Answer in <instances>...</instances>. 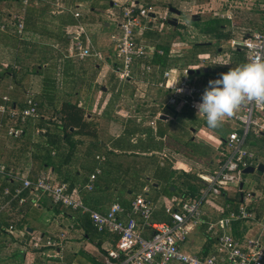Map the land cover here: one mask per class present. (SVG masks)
Here are the masks:
<instances>
[{
  "label": "crops",
  "instance_id": "crops-1",
  "mask_svg": "<svg viewBox=\"0 0 264 264\" xmlns=\"http://www.w3.org/2000/svg\"><path fill=\"white\" fill-rule=\"evenodd\" d=\"M135 1L153 7L152 15L164 17L156 18L138 32L143 45L162 53L137 59L134 65L138 73L136 80L122 82L111 69L115 57L110 36L118 31L120 10L128 0H30L25 8L21 0H0V70L4 65L13 66L20 83L17 85L8 75L1 77L0 105L20 110L30 97L37 111V117L29 120L25 134L19 138L7 135L6 130L12 123L0 115V163L7 171L31 180L44 177L52 184H64L72 199L80 200L100 213H105L114 203L128 209L136 196L145 198L144 192L145 195L153 192L152 200L145 199L151 202L154 218L160 221L167 220L163 214L165 205L177 208L182 202L199 198L206 186L202 176L213 173L220 162L223 163L227 151L224 141L239 126L237 121L226 118L220 128L209 129L205 117L197 116V110L187 105H167L170 92L154 84L164 71L187 68L189 83L205 90L208 82L218 79L221 73L248 63L246 51L240 46L232 48L231 43H239L264 29V0H245L243 7L238 6L240 0ZM198 5H207V11H212V15L203 18L197 14L195 8ZM170 8L177 10L179 15L172 13L173 16H169ZM216 10L223 13L217 14ZM76 12L79 17H74ZM17 13H23L21 35L15 29L14 15ZM182 14L189 17L185 19L188 22L181 24L177 17ZM193 15L196 17L192 21ZM170 19H176L177 25L168 24ZM202 19L206 20L204 26L190 25L191 22L201 23ZM213 20L220 21L219 29L211 22ZM80 28L84 30L83 45L96 51L99 59L79 60L69 56ZM216 31L229 40L223 39L217 45ZM103 32L108 36L107 40ZM198 36L204 38L203 41H197ZM198 42L204 44V52L192 56V61L183 67L174 64L179 57L165 60L163 65L157 62L165 55V43L169 44L171 52H181L188 57L193 44ZM212 55L217 60L223 57L222 60L227 61L216 63L212 61ZM146 64L152 66V73L142 76V67ZM117 82L123 85L119 88ZM3 97L8 101L4 102ZM66 102L83 108L85 117L95 121L97 137L75 136L74 151L65 148L66 153L60 158L51 148V160L45 164L47 148L40 142L44 143L50 135L63 136L55 115ZM258 117L264 127V114L258 113ZM158 120L161 121V135L156 128ZM120 126L129 128L133 136L123 138L119 129L124 127ZM36 128L45 132L35 134ZM149 131L152 137L147 136ZM27 137L31 139L29 151L21 154L18 145ZM150 144L156 157L153 159L147 158ZM246 149L256 156L253 167L262 165L264 168V130L253 128L250 131ZM18 159L22 160L21 166L17 165ZM97 170L100 173L96 175L93 189L87 190L85 186ZM175 170L177 172L172 174ZM257 172L261 177L250 192L257 199V211L261 215L264 213V169ZM183 173H189V179L183 177ZM4 178L11 181L12 189L6 187L11 191L20 185L0 175V206L8 201L3 193L5 188H1ZM163 188L169 189L170 194L165 195ZM23 196L27 199L24 204L12 203V207L0 215V264H104L107 251L116 243L117 234L97 231L88 214L55 205L46 193L25 191ZM164 197L168 204H164ZM210 198L217 209L204 205L203 210L208 219H216L228 212L227 207H238L240 191L229 188L224 195ZM9 224L14 226L12 234L5 231ZM197 232L203 240L198 248H194L190 235ZM233 234L239 235L236 224ZM48 239L58 244L45 246ZM33 240L41 247H32ZM209 242L211 244L207 246ZM214 244V235L207 234L201 226L190 232L182 249L205 256Z\"/></svg>",
  "mask_w": 264,
  "mask_h": 264
},
{
  "label": "built area",
  "instance_id": "built-area-1",
  "mask_svg": "<svg viewBox=\"0 0 264 264\" xmlns=\"http://www.w3.org/2000/svg\"><path fill=\"white\" fill-rule=\"evenodd\" d=\"M30 0H21L22 7H26ZM153 7L138 4L135 0H128L120 10L118 31L110 36L114 46L115 62L111 69L119 81L136 80L138 73L134 70L137 59L148 54H161V51L143 45L138 32L162 16L152 15ZM23 13L14 15L16 33L21 35L24 29ZM79 17V13L73 14ZM172 17V14H171ZM83 28L76 33L69 56L83 60L88 57L100 58V55L91 48H87L81 41ZM242 46L247 53V62L255 59L264 60V29L254 32L241 42H232L231 47ZM7 65H4V67ZM152 66L142 67L141 75L151 74ZM189 70H167L161 79L154 85L163 91L170 92L166 104L170 106L187 105L196 109L201 99L203 89L192 86L188 79ZM3 101H8L3 97ZM258 113L264 114V104L246 102L239 111L231 117L238 122L239 129L229 133L224 141L226 146L223 163L211 174L202 176L206 182L197 200L182 202L177 208L165 205L163 214L167 220L154 218L153 205L142 195L136 196L126 209L119 203L112 204L105 213L94 211L82 201L72 199L66 192L64 184H52L44 177L36 179L25 178L22 175L7 171L0 163V175L13 179L20 185L11 191L5 188L3 193L9 197L8 201L0 206V215L12 207V203L22 205L26 202L23 196L25 191H40L46 193L53 204L89 215L97 231H109L117 234L114 247L107 251L104 264H264V213L257 211V199L250 191L243 190L242 171L253 167L256 156L246 149L247 139L253 128L264 130L259 122ZM0 115L7 118L9 125L6 133L13 138L25 134V124L28 120L37 117L36 104L28 97L25 107L20 110L11 109L5 104L0 105ZM153 125L154 122H151ZM35 134L45 130L36 128ZM97 170L89 178L85 186L93 189V182ZM232 188L240 191V204L236 209L228 208L225 215L216 219H208L203 210L210 197L224 195V191ZM139 221H138V219ZM237 225L239 235L233 234ZM204 226L207 234H213L215 244L212 251L205 256L190 254L182 249L189 234L197 227ZM5 231L12 234L13 224H9ZM58 242L48 239L45 246L54 247ZM32 247L39 248L41 244L33 240Z\"/></svg>",
  "mask_w": 264,
  "mask_h": 264
},
{
  "label": "trees",
  "instance_id": "trees-1",
  "mask_svg": "<svg viewBox=\"0 0 264 264\" xmlns=\"http://www.w3.org/2000/svg\"><path fill=\"white\" fill-rule=\"evenodd\" d=\"M211 22H213V24L216 28H218V29L220 28L221 24H220L219 20H213ZM216 32L217 33L214 35V39L216 40L217 45H219L223 39L229 40V37H225L223 35H220L218 33V31H216ZM163 48L165 50V53H164L165 55L163 58H158L157 62H160V64L163 65V64H165V60H169L170 58H178L179 57L180 62L178 60V61H175L174 64H178L179 67H183L185 64H189L192 61L191 60L192 56H194L198 53L204 52L202 50H204L205 47H204L203 43H199V42L194 43L193 44V51H191L189 53L188 57L183 55L181 52H179V53L178 52H171L169 50V44L168 43L163 44ZM7 75L11 76V78L13 79V81L17 85L20 84L19 80L17 79L18 78L17 77V70L13 66H11V65L10 66L8 65L5 67L1 66L0 79L2 76H7ZM55 116H56L57 121L60 122V125H58V129L60 131H62L63 136L59 137L60 135L59 136L50 135V136H48L47 140L45 141L46 143L40 142L41 146H43L44 148H47L46 155L48 154L47 155L48 159H46V160L44 159L45 164H49L48 162H50V160H51V158H50L51 148H53L56 151V153L58 154L57 157L60 158L59 156L63 157L64 154L66 153V149L68 150L69 147L72 151H74V148H76L75 147L76 142L74 141L75 136L90 137V138H96L97 137V130H96L95 121L92 119H87L85 117V110L83 108L77 106L75 103H71V102L63 103ZM28 122H29V120L27 121V123ZM26 124H25V126H26ZM160 124H161V121L158 120L156 128L158 129V134L161 135V132L159 131L161 129ZM25 126H24V128H25ZM120 127H124V128L119 129V130H121V134H123L122 135L123 138H127V137L131 138V136H133L130 133L129 128H125V126H120ZM70 128H72L73 130L71 131ZM156 134H157V131H156ZM147 136L152 137L153 136L152 132L149 131L147 133ZM30 141H31V139L29 137H27V139L22 140L21 143H19L18 149L20 151H22V154L25 151H29L28 150L29 149V146H28L29 143L28 142H30ZM147 153L149 154V156L147 158H150V159L156 158L153 146L151 144L149 145V147L147 149ZM31 157L33 159H35L34 155H31ZM152 162H154V161L152 160ZM220 165H221V162H220ZM171 169H172V163H170V171H171ZM175 172H177V171L176 170L173 171L172 174H174ZM189 176H190L189 173H183V177H186L189 179ZM4 179L5 180H4V183H2L1 188L4 189L6 187H10V189H12L11 188L12 186L10 184L11 181L6 179V178H4ZM6 198H9V197H6ZM210 244L211 243L209 242L207 246H210Z\"/></svg>",
  "mask_w": 264,
  "mask_h": 264
},
{
  "label": "clouds",
  "instance_id": "clouds-1",
  "mask_svg": "<svg viewBox=\"0 0 264 264\" xmlns=\"http://www.w3.org/2000/svg\"><path fill=\"white\" fill-rule=\"evenodd\" d=\"M246 102L264 104V60L255 59L229 68L218 79L210 80L195 107L197 116H204L207 127L214 130Z\"/></svg>",
  "mask_w": 264,
  "mask_h": 264
},
{
  "label": "rangeland",
  "instance_id": "rangeland-1",
  "mask_svg": "<svg viewBox=\"0 0 264 264\" xmlns=\"http://www.w3.org/2000/svg\"><path fill=\"white\" fill-rule=\"evenodd\" d=\"M241 1V2H240ZM240 1H238V2H240L241 4H238V6L239 7H241V5L245 2V0H240ZM236 2H237V0H236ZM244 5V4H243ZM243 5H242V7H243ZM220 7V6H219ZM81 8V7H80ZM107 8H109L110 9V7H108L107 6ZM207 8H208V6L207 5H198L196 8H195V11H196V13L197 14H199V15H202L203 16V18H206V16L205 15H212V11L210 12V11H207ZM216 12H217V14H221V13H223L222 12V10H216ZM157 13H158V15H160V12L159 11H157ZM163 15V14H162ZM169 16H171V14H169ZM173 16V15H172ZM186 16H188V15H186ZM185 15H180L179 17H177V19H178V21L182 24L183 22H186L187 20H185V19H187V17H186ZM107 17V16H106ZM189 17V16H188ZM185 20V21H184ZM205 23H206V20H204V19H202V22L201 23H197V22H191V24L190 25H192V26H195L196 28L198 27V26H204L205 25ZM156 25H158L159 23L157 22V23H155ZM204 24V25H203ZM188 25L187 24H185V27H187ZM105 31V30H104ZM103 35H104V38L107 40L108 38V36L103 32ZM206 38V37H205ZM203 39L204 38H200V36H198V40L197 41H203ZM211 54H212V51L210 52ZM212 61H216V63L219 61V63H225L226 61H227V59L226 60H222L223 59V57L222 58H219L218 60H217V58H215V56L214 55H212ZM224 61V62H223ZM30 78V77H29ZM31 79V78H30ZM200 84H202V83H200ZM116 85L120 88L121 87V85H123L122 83H120V82H117L116 83ZM3 90H5V92H9V91H7V89H3ZM125 94H127V93H125ZM126 99H127V97H126ZM126 103V100H124V102H123V106L125 107V104ZM21 143V142H20ZM253 144V143H252ZM21 154H22V152H21ZM21 156V155H20ZM19 156V157H20ZM18 157V158H19ZM18 166H21V163H22V160H20V159H18ZM16 162V163H17ZM261 173H259V172H257V171H255L254 173H252V174H243V180H244V186H243V190L244 191H250V190H254V186H255V182H257V180H258V178H259V176L261 177V175H260ZM170 190H172V188L170 187L169 188ZM169 189H166V188H163V192H164V194L165 195H167V194H170V191H169ZM257 192V191H256ZM143 195L145 196V198H147V199H150V200H152L153 198H154V194H153V192H149V193H147V195H145V192L143 193ZM164 204H168V199H167V197H164ZM205 207H207V206H210L211 208H214V209H217V206L211 201V199H209L208 201H206L205 202ZM214 209H212V210H214ZM190 238L193 240V247L194 248H198L200 245H201V243H202V240H203V236L200 234V233H194V234H192V235H190ZM186 250V249H185Z\"/></svg>",
  "mask_w": 264,
  "mask_h": 264
},
{
  "label": "water",
  "instance_id": "water-1",
  "mask_svg": "<svg viewBox=\"0 0 264 264\" xmlns=\"http://www.w3.org/2000/svg\"><path fill=\"white\" fill-rule=\"evenodd\" d=\"M110 5H112V3ZM169 11H170L171 14L174 13L176 15H179V12L177 10L173 9V8H170ZM195 17H196V15L192 16V21L194 20ZM167 23L170 24V25L176 26L177 25V20L176 19H170V20L167 21ZM240 47H242V46H240ZM196 72H198V71H196ZM191 73H194V71H191ZM263 169L264 168L262 167V165H260L258 168L250 167V168L244 169L242 172L244 174H252V173H254L255 170L261 172V171H263Z\"/></svg>",
  "mask_w": 264,
  "mask_h": 264
}]
</instances>
